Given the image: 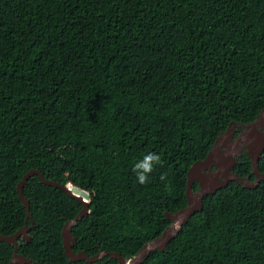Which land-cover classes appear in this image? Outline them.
I'll return each mask as SVG.
<instances>
[{
  "label": "trees",
  "instance_id": "1",
  "mask_svg": "<svg viewBox=\"0 0 264 264\" xmlns=\"http://www.w3.org/2000/svg\"><path fill=\"white\" fill-rule=\"evenodd\" d=\"M263 108L264 0H0V232L25 224L17 186L38 169L91 194L73 227L90 254L130 258L187 205L190 166ZM148 152L164 164L141 185L132 168ZM251 169L238 157L236 173ZM24 195L47 229L35 245L68 260L61 230L82 203L38 175ZM142 264H264V179L205 196Z\"/></svg>",
  "mask_w": 264,
  "mask_h": 264
},
{
  "label": "water",
  "instance_id": "2",
  "mask_svg": "<svg viewBox=\"0 0 264 264\" xmlns=\"http://www.w3.org/2000/svg\"><path fill=\"white\" fill-rule=\"evenodd\" d=\"M237 131L239 132L238 134ZM52 148L47 147L44 153H51ZM247 154L250 158L252 169L248 176H241L235 172V166L238 163V157ZM264 153V108L260 111L255 120L249 123H238L232 121L228 128L223 131L216 139L213 147L204 159L195 161L187 173L186 197L187 205L176 211L168 212L167 218L171 223L166 227L163 233L146 242L142 248L132 257H124L120 252L107 251L102 254L110 255L119 260L121 264H142L148 255L156 250H166L167 244L175 237L181 228L190 220L191 216L203 207L205 196L215 193L218 189L227 186L231 181L242 184L244 188L253 189L259 186L264 179V173L261 172L259 161ZM38 175L42 183L62 189L70 197L79 200L83 208L75 216L68 220L62 231L64 249L68 257L73 260L91 261L92 258L84 251L76 252L72 249L71 241L74 240L72 229L77 223L89 214V203L91 194L72 183L63 184L59 181L48 179L44 173L38 169H31L19 181L17 191L20 199L23 201L28 217L30 214V200L24 195V186ZM252 175L256 178L253 180ZM195 182L199 183V189H194ZM29 227L25 226L21 230ZM21 231V232H22ZM16 235H0V241L12 243Z\"/></svg>",
  "mask_w": 264,
  "mask_h": 264
},
{
  "label": "flooded vegetation",
  "instance_id": "3",
  "mask_svg": "<svg viewBox=\"0 0 264 264\" xmlns=\"http://www.w3.org/2000/svg\"><path fill=\"white\" fill-rule=\"evenodd\" d=\"M26 216L27 217L25 219V224L19 227L18 229H16L15 231L8 234L0 232V235H5V236L16 235V238L12 243L6 241H0V264H115L113 263V260H116L117 264H121L118 259L112 258L110 255L107 254H102L103 252H107V250L100 249L98 245L92 247V250L96 247L98 248V251L93 252L94 251L93 250L92 253L90 254L88 252V249L84 248L78 242L77 236H75V234L73 233V229H72V233L74 240L71 241L72 249L77 253L84 251L85 253L88 254L90 258H92V260L88 261L87 259H85V260L73 261L68 257L64 249V241L62 237L63 228L61 230V236H60L62 242L61 247H62V251L67 256L68 260L65 257L59 259L54 252L49 254L48 252L50 249H52L51 247L50 249H46L42 245L40 246L35 245V241L37 240V238L38 237L43 238L40 237V234L41 233L45 234L47 229L38 227L34 222L32 214L31 217H28L26 212ZM29 220L31 221L30 223L28 222ZM25 226L29 228L22 231L21 229L24 228ZM49 240L52 239L49 238ZM61 247L58 246V248ZM89 249L91 250L90 247Z\"/></svg>",
  "mask_w": 264,
  "mask_h": 264
},
{
  "label": "clouds",
  "instance_id": "4",
  "mask_svg": "<svg viewBox=\"0 0 264 264\" xmlns=\"http://www.w3.org/2000/svg\"><path fill=\"white\" fill-rule=\"evenodd\" d=\"M43 154L47 153L43 151ZM163 164L164 161L161 154L148 152L133 165L132 171L135 174L137 182L144 185L149 182V176L154 171L155 166L159 165L162 167ZM161 179H164V177L162 176Z\"/></svg>",
  "mask_w": 264,
  "mask_h": 264
},
{
  "label": "rangeland",
  "instance_id": "5",
  "mask_svg": "<svg viewBox=\"0 0 264 264\" xmlns=\"http://www.w3.org/2000/svg\"><path fill=\"white\" fill-rule=\"evenodd\" d=\"M51 146H52V145H50V144H48L47 142H45L44 145H43V147H42V149H41V153H43V151H44L45 148H47V147H51ZM52 151H53V152L55 151L54 147L52 148Z\"/></svg>",
  "mask_w": 264,
  "mask_h": 264
}]
</instances>
